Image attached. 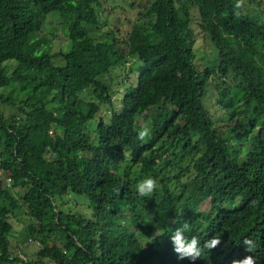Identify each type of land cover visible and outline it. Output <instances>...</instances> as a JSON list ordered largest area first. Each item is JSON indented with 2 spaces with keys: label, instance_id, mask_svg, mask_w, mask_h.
Returning a JSON list of instances; mask_svg holds the SVG:
<instances>
[{
  "label": "trees",
  "instance_id": "16d2710c",
  "mask_svg": "<svg viewBox=\"0 0 264 264\" xmlns=\"http://www.w3.org/2000/svg\"><path fill=\"white\" fill-rule=\"evenodd\" d=\"M237 1L151 0L128 34L101 39L102 0H0V264L25 263L12 255L23 210L24 241L41 245L30 264H264V25ZM194 10L217 78L195 61ZM53 13L59 52L41 35ZM208 86L231 95L219 119ZM184 223L220 244L180 257L168 231Z\"/></svg>",
  "mask_w": 264,
  "mask_h": 264
},
{
  "label": "rangeland",
  "instance_id": "374dc122",
  "mask_svg": "<svg viewBox=\"0 0 264 264\" xmlns=\"http://www.w3.org/2000/svg\"><path fill=\"white\" fill-rule=\"evenodd\" d=\"M151 0H102V6L99 8V16L102 27L95 35L97 38H105L107 34L113 30H119L122 34L126 35L130 32L132 24L138 19L139 14L149 6ZM261 2V5L259 4ZM236 8L241 10L243 15L257 20L258 23L264 25V0H238ZM263 2V4H262ZM133 5V6H132ZM199 15L194 10V24L193 29L195 33L194 52L195 61L201 66L209 68L213 74L212 76L217 78L219 75V65L217 61V52L215 51L213 44L209 37L200 29ZM41 35L47 36L54 44V52H59L63 43L67 41V37L64 34L61 27L60 16L56 13L51 14L46 20L43 32ZM131 65L128 63L127 66ZM142 65L140 60L134 59V66L136 68L137 77H139V66ZM125 74L122 69L111 74V84L116 82V75ZM126 75V74H125ZM108 79V78H107ZM110 85V83H109ZM207 94L205 95V102L203 103L206 109L215 114L217 119L222 108H229L232 106V98L228 92L216 90L212 86H208ZM1 107V106H0ZM3 106L1 107V109ZM91 108V107H90ZM14 110V109H12ZM12 110H6L7 112H14ZM95 109L92 107L91 112ZM93 115V114H92ZM143 123V122H142ZM261 124V122H259ZM150 123L147 121L141 125L143 130H148ZM210 203L204 205V211L208 210ZM211 209V208H210ZM30 218L26 210H23L17 214L14 219V229L12 232V255L16 258H20L25 263L35 262L37 260V253L41 249V245L36 240L24 241L27 222Z\"/></svg>",
  "mask_w": 264,
  "mask_h": 264
},
{
  "label": "clouds",
  "instance_id": "9594fccd",
  "mask_svg": "<svg viewBox=\"0 0 264 264\" xmlns=\"http://www.w3.org/2000/svg\"><path fill=\"white\" fill-rule=\"evenodd\" d=\"M147 134L146 130L138 132L140 139H143ZM136 192L139 196L144 197L153 192L156 187V181L152 177H146L139 180L136 183ZM188 229V224H181L179 227L170 229V240L173 244L174 251L179 254L180 257H188L195 261L196 258L201 256V249L208 247L210 249L215 248L220 244L221 238L211 237L208 240L201 243L195 236L187 237L185 235ZM246 251L255 253L253 249V243L249 238H243L242 241ZM232 264H256V259L253 255H248L240 260H234Z\"/></svg>",
  "mask_w": 264,
  "mask_h": 264
}]
</instances>
